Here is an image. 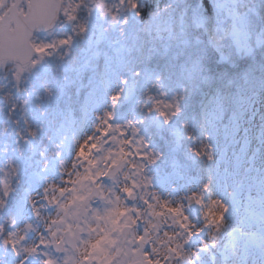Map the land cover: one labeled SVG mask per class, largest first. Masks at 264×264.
<instances>
[{
	"label": "rangeland",
	"instance_id": "rangeland-1",
	"mask_svg": "<svg viewBox=\"0 0 264 264\" xmlns=\"http://www.w3.org/2000/svg\"><path fill=\"white\" fill-rule=\"evenodd\" d=\"M12 1L0 0V17ZM84 1L89 14L87 20L91 18L95 22V31H100L104 23L119 17L126 0ZM233 1L215 0V5L223 17L232 19L231 36L240 39L243 37V23L232 7ZM78 9V0H62L61 19L56 28L32 39L36 55L29 64L19 66L6 60L0 62V86L9 87L11 83L15 99L21 102L18 109L22 114L26 112V106L28 109L32 107V96L35 97L29 83L38 79L45 81L46 77L41 72L47 71L53 80L50 61L55 60L54 68L61 73L57 74L61 91L64 93L66 87L73 84L67 69V53L76 48L78 41L64 31H68L67 27L75 19ZM92 42L91 39L83 40L84 53H88ZM239 49H245V45L240 44ZM87 62L88 57L83 66ZM108 78L105 91L93 93L87 102L84 122L81 123L76 142L65 146V152L55 149L54 154L62 157L57 156L59 161L55 163L58 165H48L53 174L44 172L47 177L37 183L30 194L23 195L26 204L17 205V217L9 239L10 249L0 236V264H108L118 252L122 227L131 225L137 218L141 221L142 217L144 222L139 223V230L131 243L138 244V239L140 244L147 247L140 257H136V244L129 253L134 260L140 259L143 264H185L186 260L191 264H264L262 250L253 246L264 241V128L260 126V123H264V92L245 97L243 115L232 128L225 130V143H222L223 136L216 125L218 134H214L212 159L213 163H220L219 170L227 172L220 173L207 194L208 199L202 201L201 210L196 212L195 202L189 206L190 198L194 201L198 194L194 186L187 190L163 192L150 185L157 176L158 165L167 161V154L161 158L154 148L156 143L147 140L142 129H137L131 108L128 114H118L121 110L115 108V101L125 98V81ZM2 94L0 92V105L10 101ZM50 97H53L52 93ZM47 100L49 98L46 97L38 101L43 110L46 109ZM11 101L14 103V99ZM165 103L170 108L177 106L174 97ZM218 109L216 104L214 110ZM34 115L37 120L42 119V115L36 112ZM18 121L14 124L15 131L20 130L21 121ZM44 130L45 125H41V134ZM6 137L3 135L0 142V189L3 191V201L8 200L13 186L3 159H6L9 149L11 152L16 149L28 152L18 137L19 141H14L15 134L8 136L14 146L8 145L5 151ZM47 145H52V142ZM40 148L34 146L35 151ZM34 150L30 151L33 156L31 161L30 157L27 159L28 166L33 165ZM122 160L126 161L123 172L107 178L105 173L108 167ZM249 167H254L253 172L245 174ZM94 187L99 190L98 197L80 209L81 201ZM232 193L234 198H231ZM129 195L132 196L131 203L127 202ZM5 213H1V216ZM202 214L207 226L197 221ZM75 229L79 233L75 252L65 248L64 253L58 254L50 249L53 242L63 240L64 233L73 236ZM235 231L240 240L235 243L236 254L231 256L229 242L230 237L232 240L235 238ZM187 232L197 233L190 235L194 239L193 244L186 245L188 258L183 248ZM8 255L11 256L6 260Z\"/></svg>",
	"mask_w": 264,
	"mask_h": 264
},
{
	"label": "trees",
	"instance_id": "trees-1",
	"mask_svg": "<svg viewBox=\"0 0 264 264\" xmlns=\"http://www.w3.org/2000/svg\"><path fill=\"white\" fill-rule=\"evenodd\" d=\"M78 2L80 9L66 28L68 31H64L78 41L76 48L67 53V69L73 84L63 93L57 78L61 73L54 68L55 60L50 61L54 81L47 71L41 72L45 81L29 83L38 98L32 96L33 105L31 109L26 106L23 114L11 83L10 88L0 86L6 100L10 98L0 105L3 108L0 142L6 135L7 151L8 145L14 146L8 136L15 134L14 141L18 137L28 150L24 153L9 149L2 162L13 185L7 201H3L0 189V236L8 249L11 246L5 226L14 223L15 203L22 193H31L36 182L46 178L43 173L52 170L48 165L56 164L57 156L62 157L54 154L55 149L65 152V146L76 142L87 102L93 93L105 91L109 76L125 81V98H118L115 108L121 111L131 108L137 129H142L146 139L156 143L154 148L161 158L167 154L166 164L158 165L152 182L160 180L165 172L176 170L186 190L192 186L189 178L197 177L200 179L196 187L198 202L209 194L220 176L219 165L212 159L214 134L218 133L216 125L236 124L238 114L242 113V105L235 102L238 94L245 92L253 97L264 92V0L233 1L232 7L243 23L240 39L231 36L232 19L220 14L215 0H126L119 17L104 23L101 32L95 31L91 18L87 20V3ZM85 39L93 40L88 53H84L86 48L82 45ZM94 42L97 44L93 46ZM237 44H244L245 49H239ZM87 57L88 62L83 66ZM46 97L49 100L43 110L38 101ZM172 97L177 106L170 108L165 102ZM216 104L218 110H214ZM33 109L42 119H36ZM17 120L21 121L19 131L14 127ZM41 125H45L42 134ZM48 142L52 145H47ZM35 145L41 148L35 151ZM32 150L33 165L28 166ZM1 213L5 214L1 216ZM198 222L202 226L208 224L203 214ZM235 243L230 237L231 254L235 252ZM253 246L264 254V241Z\"/></svg>",
	"mask_w": 264,
	"mask_h": 264
},
{
	"label": "water",
	"instance_id": "water-1",
	"mask_svg": "<svg viewBox=\"0 0 264 264\" xmlns=\"http://www.w3.org/2000/svg\"><path fill=\"white\" fill-rule=\"evenodd\" d=\"M23 4L25 11H18ZM61 0H14L0 19V62L9 61L21 66L27 65L34 58L35 48L31 40L35 34H45L56 26L61 12ZM126 161H119L110 166L106 177L115 176L123 171ZM98 196V190L93 189L81 204V209ZM193 202L191 201V205ZM130 228L123 229L125 243ZM78 239L76 230L73 237L64 235L65 244L75 251V241ZM56 253H63V242L51 246Z\"/></svg>",
	"mask_w": 264,
	"mask_h": 264
},
{
	"label": "flooded vegetation",
	"instance_id": "flooded-vegetation-1",
	"mask_svg": "<svg viewBox=\"0 0 264 264\" xmlns=\"http://www.w3.org/2000/svg\"><path fill=\"white\" fill-rule=\"evenodd\" d=\"M19 10H23V5L19 7ZM143 222H144L143 217L141 221L139 218H137L134 223L129 225V226H132V228L128 231V235L126 237L124 245H123L124 237L121 238L120 236L122 229L120 230V233H119L120 245H119L118 252L112 257L111 261H109L108 264H143L140 259L134 260L133 256H131V254L129 253L130 248L131 247L133 248L134 244H136L137 252H138L136 257H140L142 256L141 255L142 251L145 250V247H147L146 244H140L138 239H136V241L138 242L139 245L137 243H134V244L131 243V239L134 238L133 236L139 230V223H143Z\"/></svg>",
	"mask_w": 264,
	"mask_h": 264
}]
</instances>
